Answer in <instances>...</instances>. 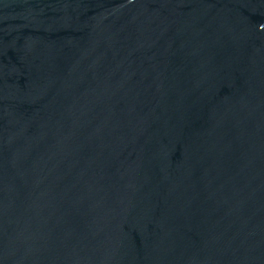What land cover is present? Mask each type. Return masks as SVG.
<instances>
[{
  "label": "water",
  "instance_id": "95a60500",
  "mask_svg": "<svg viewBox=\"0 0 264 264\" xmlns=\"http://www.w3.org/2000/svg\"><path fill=\"white\" fill-rule=\"evenodd\" d=\"M0 264H264V0H0Z\"/></svg>",
  "mask_w": 264,
  "mask_h": 264
}]
</instances>
